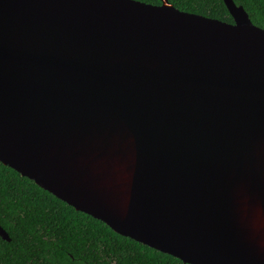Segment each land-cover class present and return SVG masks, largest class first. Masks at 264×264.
Masks as SVG:
<instances>
[{
  "label": "water",
  "instance_id": "obj_1",
  "mask_svg": "<svg viewBox=\"0 0 264 264\" xmlns=\"http://www.w3.org/2000/svg\"><path fill=\"white\" fill-rule=\"evenodd\" d=\"M159 1L0 0V163L183 263L264 264V28Z\"/></svg>",
  "mask_w": 264,
  "mask_h": 264
},
{
  "label": "trees",
  "instance_id": "obj_2",
  "mask_svg": "<svg viewBox=\"0 0 264 264\" xmlns=\"http://www.w3.org/2000/svg\"><path fill=\"white\" fill-rule=\"evenodd\" d=\"M159 4V0H140ZM179 10L232 22L223 0H168ZM264 28V0H233ZM0 264H187L74 209L0 163Z\"/></svg>",
  "mask_w": 264,
  "mask_h": 264
}]
</instances>
